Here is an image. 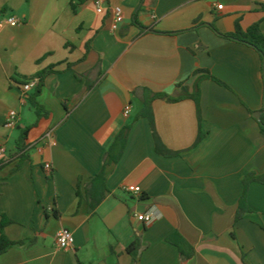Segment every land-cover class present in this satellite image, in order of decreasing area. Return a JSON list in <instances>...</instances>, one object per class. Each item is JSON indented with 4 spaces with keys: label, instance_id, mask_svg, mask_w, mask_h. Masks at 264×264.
Here are the masks:
<instances>
[{
    "label": "crops",
    "instance_id": "1",
    "mask_svg": "<svg viewBox=\"0 0 264 264\" xmlns=\"http://www.w3.org/2000/svg\"><path fill=\"white\" fill-rule=\"evenodd\" d=\"M141 3L106 0L99 14L95 0L76 13L70 0H0V163H8L0 170V222L4 215L14 222L5 230L10 240H35L11 248L0 264H264V185L250 186L251 212L236 222L244 177L264 174V136L254 118L264 114L262 62L211 28L228 34L260 22L264 33V0H148L139 10ZM116 6L124 21L114 31ZM12 17L20 25H9ZM51 66L59 73L46 78L39 98L50 116L30 131L20 158L21 131L37 122L23 86ZM75 73L91 77L93 88ZM180 86L189 94L199 88V105L152 103L155 131L173 155L156 152L148 119L134 122L92 213L87 188L115 137L149 94L178 97ZM11 111L20 117L14 130L5 127ZM49 131L53 141L42 142ZM128 185L142 194L126 193ZM149 212L159 216L155 223L138 221ZM62 228L75 238L66 250L56 244ZM176 233L194 248L187 263L167 242ZM138 239L142 250L133 258L127 248Z\"/></svg>",
    "mask_w": 264,
    "mask_h": 264
},
{
    "label": "trees",
    "instance_id": "2",
    "mask_svg": "<svg viewBox=\"0 0 264 264\" xmlns=\"http://www.w3.org/2000/svg\"><path fill=\"white\" fill-rule=\"evenodd\" d=\"M85 2V0H70V6L73 10V12H77V9L80 5H82ZM148 0H142L141 6L139 10H142L146 7ZM261 9L264 11V4L260 5ZM212 30L220 35L221 37L239 42L243 45H246L252 49H254L260 56L261 62H262V78H263V84H264V33L261 29V23L258 22L251 26L247 30H243L239 24L236 25V30L232 33L228 34H222L218 31V29L212 25ZM86 51L88 52V48L86 47ZM68 70H72V67H69ZM52 73H59L57 71L55 66H51L50 68H47L40 73L36 75V77H33L31 79H27L26 83L33 79L38 80V84L36 87L27 95L26 101L30 108L34 110L35 115L37 117V122L34 126L26 127L21 131L20 137L17 141L18 146V156L24 157L25 153L29 149V144L27 142L28 136L30 131L36 127L39 122H41L44 119L49 118L50 113L46 110V108L40 104L39 98L42 95L44 86H45V80L46 78L52 74ZM196 74H202L203 78L210 79L216 82L219 85L224 86V84L216 79L210 72L208 71H198ZM76 77L81 80L85 78L84 75H79L78 73H75ZM90 81H87L86 88L88 91H90L93 88V85L89 83ZM25 83V84H26ZM182 88V93L178 97H171L165 94H149L148 97L145 100V105L142 111L134 117V119L131 121L130 124L126 125L120 133L115 137L112 145L109 147L106 157H105V163L102 171L92 179L90 183V187L87 188V194L90 200V209L92 213L95 212V210L98 208V206L102 203L104 200L107 188H106V169L107 166L112 164H118V162L121 160L124 151L126 149V145L128 142V136L129 132L131 130V126L134 122L141 118H146L150 121V124L153 128L154 132V139L156 142V152L164 157L172 156L173 153L169 151L166 146L162 143L160 138L158 137L155 127H154V117H153V108L152 103L154 100L157 99H167L168 101L172 102H178L185 99H191L193 100L197 105H199L200 102V90L199 88H196L195 92L193 94H189L187 89L183 86H180ZM253 115V113H251ZM259 128L261 134L264 136V114L261 116V120L258 121ZM8 163L3 161L0 163V170L3 169ZM259 183L264 185V174H258L255 172H251L247 174L243 179V194L241 196V199L239 201V209L236 216V222L240 221L245 214L250 213L251 210L248 205V191L252 184ZM98 187H102L103 192H101V195H94L93 189H97ZM80 189L78 188V195H80ZM94 195V196H93ZM14 224L12 220H10L6 215L2 216L1 222H0V256L7 253L11 248L13 247H25L29 248L34 243L35 240H29V241H12L10 240L5 233V230L8 226ZM167 242L175 245L179 252H180V258L182 263H187L194 257V248L192 245H190L179 233H176L169 238H167ZM142 250V243L141 240H136L134 243H132L128 248L127 252L133 257L137 258Z\"/></svg>",
    "mask_w": 264,
    "mask_h": 264
},
{
    "label": "built area",
    "instance_id": "3",
    "mask_svg": "<svg viewBox=\"0 0 264 264\" xmlns=\"http://www.w3.org/2000/svg\"><path fill=\"white\" fill-rule=\"evenodd\" d=\"M105 3L106 0H95V6H96V10L99 14H102L105 11ZM216 8L218 10H223L224 6L221 4H218L216 6ZM112 14H113V24H112V29L114 31L118 30L119 26L123 23L124 21V12L122 7L120 6H116L112 9ZM9 25L16 27L18 25H20V21L16 18H9L8 20ZM38 84V80L37 79H33L31 81H29L28 83H26L23 86V90L24 93L27 95L28 93H30ZM131 113V107H127L125 109V115L129 116ZM19 114L16 111H11L6 122H5V127L9 130H14L16 129V127L18 126L19 123ZM53 141V131H49L45 137L42 139V142H52ZM6 155V149L5 148H1L0 149V156L2 158H5ZM45 169L46 171H48L49 173L53 172V167L50 163H47L45 165ZM123 190L130 194V195H135V196H139L142 194V189L139 186H135V185H128L125 186L123 188ZM159 219V216L156 215L155 213L149 212V213H145L143 215H139L138 216V221L145 223L146 225H152L153 223H155L157 220ZM57 247L60 250H66L71 248L74 243H75V238L74 235L72 233L71 230L67 229V228H62L58 234H57Z\"/></svg>",
    "mask_w": 264,
    "mask_h": 264
},
{
    "label": "rangeland",
    "instance_id": "4",
    "mask_svg": "<svg viewBox=\"0 0 264 264\" xmlns=\"http://www.w3.org/2000/svg\"><path fill=\"white\" fill-rule=\"evenodd\" d=\"M85 78H86V80L89 81L91 77H88V75H86ZM27 110H28V111H33L31 108H27ZM32 113H33V117H34V119H36L35 112L33 111Z\"/></svg>",
    "mask_w": 264,
    "mask_h": 264
},
{
    "label": "water",
    "instance_id": "5",
    "mask_svg": "<svg viewBox=\"0 0 264 264\" xmlns=\"http://www.w3.org/2000/svg\"><path fill=\"white\" fill-rule=\"evenodd\" d=\"M261 116H262V113L261 112H258L254 115V118L257 120V121H260L261 120Z\"/></svg>",
    "mask_w": 264,
    "mask_h": 264
}]
</instances>
